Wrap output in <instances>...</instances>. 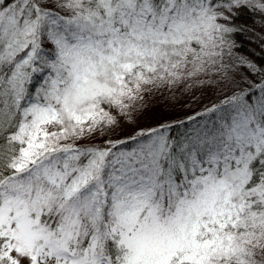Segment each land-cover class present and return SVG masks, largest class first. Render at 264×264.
Wrapping results in <instances>:
<instances>
[{"label":"snow or ice","instance_id":"snow-or-ice-1","mask_svg":"<svg viewBox=\"0 0 264 264\" xmlns=\"http://www.w3.org/2000/svg\"><path fill=\"white\" fill-rule=\"evenodd\" d=\"M245 7L264 0H0V264H264V80L211 127L116 135L227 69Z\"/></svg>","mask_w":264,"mask_h":264},{"label":"trees","instance_id":"trees-1","mask_svg":"<svg viewBox=\"0 0 264 264\" xmlns=\"http://www.w3.org/2000/svg\"><path fill=\"white\" fill-rule=\"evenodd\" d=\"M230 23L237 29V31L228 36V39L234 44V47L231 50V57L227 54L224 57V63L229 65L225 69L227 77L225 78V72L212 77L217 82V88L212 90L216 96H213L210 100L203 102L200 106L188 111L186 114L184 112L172 113L168 108L163 107L160 118H157L155 123H150L148 127L134 126L125 117L122 120V128H119V132L116 135L123 138L139 129L157 127L160 124H170L172 127L168 134L173 138H178L186 131L190 132L193 128L204 125L206 121L208 122V126L211 127V122L216 120L220 113L206 116H196V114L204 112L213 105H220L221 101L231 96L234 91H237L234 82H240L241 77L252 80L254 83H260L261 80H264V13L251 7L241 8L236 11ZM240 57L255 65L258 71L252 72L246 65L240 64L238 62ZM211 84L206 83L205 87L210 89ZM255 91L256 95H258L259 90ZM224 107L227 106L225 105ZM192 116H196L195 121L188 119Z\"/></svg>","mask_w":264,"mask_h":264},{"label":"rangeland","instance_id":"rangeland-1","mask_svg":"<svg viewBox=\"0 0 264 264\" xmlns=\"http://www.w3.org/2000/svg\"><path fill=\"white\" fill-rule=\"evenodd\" d=\"M224 72L225 70L217 75H221ZM202 79L209 80L208 77H202ZM209 83H212L210 89L205 87V83L202 86L197 84L190 88L180 86L170 90L163 88L155 90L145 96L142 105L127 117V121L134 126L148 127L150 123H155L157 118H160L163 107L168 108L172 113L184 112L186 114L188 111L200 106L203 102L210 100L213 96H216L212 90L217 88V82L211 77ZM118 132L119 128L116 133Z\"/></svg>","mask_w":264,"mask_h":264}]
</instances>
